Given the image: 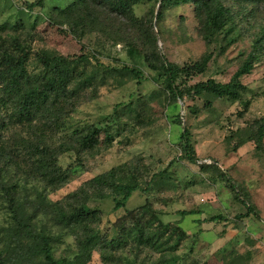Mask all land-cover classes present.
Returning <instances> with one entry per match:
<instances>
[{
  "label": "rangeland",
  "instance_id": "1",
  "mask_svg": "<svg viewBox=\"0 0 264 264\" xmlns=\"http://www.w3.org/2000/svg\"><path fill=\"white\" fill-rule=\"evenodd\" d=\"M25 1L35 0H0V42L19 37L29 45L32 58L43 50L70 57L87 54L90 60L81 68L93 81L75 99L70 122L83 133L92 127L101 130L81 145L80 136L70 140L71 149L59 155L67 176L59 187L30 174L22 161L5 167L6 183L14 184L12 191L30 213L35 211L36 229L53 236L54 257L71 264H264V142L258 148L253 140L264 118V49L252 72L241 78L248 108L241 101L210 95L182 100L165 88L142 56L131 57L127 51L132 43L144 50L145 33L155 35L161 54L179 66L211 55L206 71L188 85L209 78L228 82L264 34V0H224L236 20L231 34L236 40L230 44L224 34L206 41L195 3L165 10L158 21L155 16L153 22L138 26L93 4L95 20L83 34L80 26L72 31L68 24L74 16L67 9L73 0H44L33 8ZM159 6L160 2H141L134 5V14L146 18L150 8L157 12ZM124 66L140 68L143 77ZM184 128L191 132L199 155L196 163L183 157ZM21 134H26L22 127L11 129L10 144ZM61 141L68 138L60 132L55 144ZM118 165L138 176L142 190L119 209H114L113 196L88 201L101 211L97 230L113 243L103 249L104 255L97 248L80 262L76 230L58 224L51 206L65 203L69 193ZM1 187L0 179L3 256L9 264H45L35 243L17 229ZM183 210L196 213L185 215ZM213 216L220 217L211 221ZM144 224L168 228L165 238L170 245L178 242V249L158 252L142 245Z\"/></svg>",
  "mask_w": 264,
  "mask_h": 264
},
{
  "label": "trees",
  "instance_id": "2",
  "mask_svg": "<svg viewBox=\"0 0 264 264\" xmlns=\"http://www.w3.org/2000/svg\"><path fill=\"white\" fill-rule=\"evenodd\" d=\"M160 2L156 12L150 8L146 18H139L134 14V5L141 2ZM243 2H257L260 0H240ZM44 0L33 2L25 1L30 8L41 6ZM195 3L200 11L202 34L208 43L213 42L220 34L228 44L236 40L231 34L236 27L235 13L225 4L224 0H73L67 8L73 13L68 21L72 31L75 27H81L83 34L85 26L95 20L93 4L102 5L111 11L122 15L133 25L149 21H157L163 16L165 10L182 5ZM157 13V14H156ZM147 45L144 50L136 44L128 46L131 57L142 56L149 68L158 73L163 80L165 88L173 95L184 100L186 96L195 97L210 95L218 98H226L232 101H241L248 108L250 101H243V92L246 86L241 78L252 72L254 62L260 51L264 49V34L256 39L255 48L239 68L234 72L228 82H220L214 78L199 81L188 85V81L204 73L211 60V55L206 54L200 61L193 64L179 66L169 61L158 49L155 35L145 33ZM32 52L26 42L19 37L5 39L0 42V179L2 189L7 195L8 207L17 229L26 238L35 243L36 253L41 255L45 264H71L70 260L56 259L53 254V236L43 230L36 229L34 219L36 213L29 212L26 204L12 191L13 185L9 186L4 179L5 167L19 161L23 162L24 169L38 177L47 185L61 186L67 176L59 164V155L71 149L72 138L79 137L78 145L89 141L101 132L100 128L92 127L87 132H80L78 128L72 129L70 114L75 106V99L79 92L92 85L93 76L85 75L84 66L90 57L83 53L70 57L51 51ZM33 65V68L31 66ZM125 70L132 71L143 77V72L138 67L124 66ZM210 104V102H208ZM22 127L26 134H21L12 143L8 141L11 129ZM66 135L68 141L55 144V136L58 133ZM182 148L184 158L196 163L199 155L196 153L189 129L184 128L182 135ZM254 142L260 148L264 140V118L259 124ZM82 148L81 146H79ZM3 170V176H2ZM138 190H142L139 178L130 169L123 165L112 167L106 172L92 177L77 190L69 193L66 202H56L51 207L55 208V221L76 230L78 234L79 251L76 259L80 262L90 258L91 252L102 251L113 240L103 239L96 228L101 219V211L91 208L88 201L92 198L104 199L113 196L114 209L124 207L128 199ZM42 204L40 200L37 208ZM251 212V208L248 210ZM185 215L196 213L193 210H183ZM220 216H213L211 221ZM149 230V232L146 231ZM168 228L153 227L144 224L140 229V243L144 246L163 252L167 249L177 250L179 243L170 245L169 238L165 235ZM182 233H185L180 228ZM0 250V264L10 262L3 256Z\"/></svg>",
  "mask_w": 264,
  "mask_h": 264
},
{
  "label": "built area",
  "instance_id": "3",
  "mask_svg": "<svg viewBox=\"0 0 264 264\" xmlns=\"http://www.w3.org/2000/svg\"><path fill=\"white\" fill-rule=\"evenodd\" d=\"M263 250H264V242H263Z\"/></svg>",
  "mask_w": 264,
  "mask_h": 264
}]
</instances>
